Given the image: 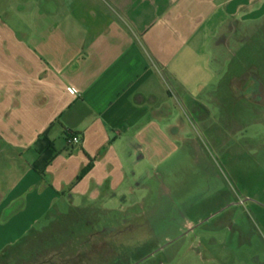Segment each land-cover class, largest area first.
Instances as JSON below:
<instances>
[{"label":"crops","instance_id":"0c3cea01","mask_svg":"<svg viewBox=\"0 0 264 264\" xmlns=\"http://www.w3.org/2000/svg\"><path fill=\"white\" fill-rule=\"evenodd\" d=\"M262 19L264 0H0V140L18 155L0 158V242L157 174L205 120L187 106L227 59L221 32Z\"/></svg>","mask_w":264,"mask_h":264},{"label":"rangeland","instance_id":"374dc122","mask_svg":"<svg viewBox=\"0 0 264 264\" xmlns=\"http://www.w3.org/2000/svg\"><path fill=\"white\" fill-rule=\"evenodd\" d=\"M220 38L179 152L122 208L66 209L1 241L0 264H264V19Z\"/></svg>","mask_w":264,"mask_h":264},{"label":"trees","instance_id":"16d2710c","mask_svg":"<svg viewBox=\"0 0 264 264\" xmlns=\"http://www.w3.org/2000/svg\"><path fill=\"white\" fill-rule=\"evenodd\" d=\"M67 135H70V133H68ZM13 156H18L16 151L11 146H9L6 142L0 140V158L8 159V158L13 157ZM92 161H93V159H89L88 163L81 168V170H80L79 174L77 175L76 179H79L80 177H82V175L85 174L88 169H90V167L92 165ZM38 174L40 176L43 175L40 172ZM1 178L2 177H0V184L5 185L6 182L4 181V183H3V181H1Z\"/></svg>","mask_w":264,"mask_h":264},{"label":"built area","instance_id":"2783aa9c","mask_svg":"<svg viewBox=\"0 0 264 264\" xmlns=\"http://www.w3.org/2000/svg\"><path fill=\"white\" fill-rule=\"evenodd\" d=\"M69 140L73 143H78V141H80L79 136L74 134L73 132L70 133Z\"/></svg>","mask_w":264,"mask_h":264},{"label":"flooded vegetation","instance_id":"af4514ba","mask_svg":"<svg viewBox=\"0 0 264 264\" xmlns=\"http://www.w3.org/2000/svg\"><path fill=\"white\" fill-rule=\"evenodd\" d=\"M248 89V91L250 92V86L247 88ZM263 90H259L258 91V86L257 85H255V86H253V90H252V92H253V94H257V96H255V97H259V96H261V94H260V92H262ZM264 92V91H263Z\"/></svg>","mask_w":264,"mask_h":264}]
</instances>
